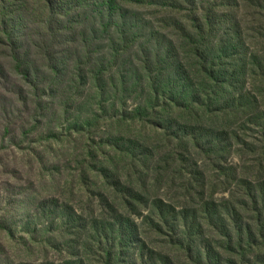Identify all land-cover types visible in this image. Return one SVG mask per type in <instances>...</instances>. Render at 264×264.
Listing matches in <instances>:
<instances>
[{"label":"rangeland","instance_id":"rangeland-1","mask_svg":"<svg viewBox=\"0 0 264 264\" xmlns=\"http://www.w3.org/2000/svg\"><path fill=\"white\" fill-rule=\"evenodd\" d=\"M105 1L0 0V264H71L99 214L102 174L131 173L120 152L152 137L144 68L169 43L179 52L181 14L113 0L110 16ZM196 2L221 21L209 44L240 22L246 48L264 0Z\"/></svg>","mask_w":264,"mask_h":264},{"label":"trees","instance_id":"trees-1","mask_svg":"<svg viewBox=\"0 0 264 264\" xmlns=\"http://www.w3.org/2000/svg\"><path fill=\"white\" fill-rule=\"evenodd\" d=\"M113 2H104L110 16ZM152 4L181 14L182 45L145 65L152 137L135 144L139 154L120 152L131 173L102 174L99 214L79 231L71 264H128L129 255L132 264H264V2L249 9L258 27L246 48L240 22L228 43L209 44L221 25L215 6Z\"/></svg>","mask_w":264,"mask_h":264}]
</instances>
